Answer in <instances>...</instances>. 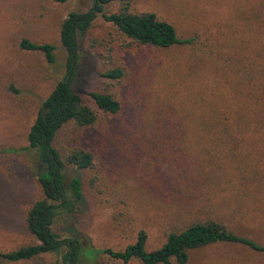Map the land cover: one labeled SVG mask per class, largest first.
Instances as JSON below:
<instances>
[{"label":"rangeland","instance_id":"1","mask_svg":"<svg viewBox=\"0 0 264 264\" xmlns=\"http://www.w3.org/2000/svg\"><path fill=\"white\" fill-rule=\"evenodd\" d=\"M91 4L92 0H0V149L27 145L26 133L40 102L63 75L60 22L69 11L85 12ZM250 4L253 0L248 4L247 0H132L127 5L117 0L104 5L106 12L155 13L179 36H197L205 58L187 46L160 48L133 42L99 15L78 35L75 87L96 119L90 127H66L55 142L56 147L76 143L92 153L93 161L76 171L82 203L69 225H54L59 234L71 225L83 244L122 249L143 230L145 248L151 250L161 245L167 232L213 219L264 243V135L231 133L241 144L221 148L211 142L202 145L187 134L196 117L211 114L209 103L242 99L231 92L239 86L233 83L237 74L216 65L214 57L221 53L222 61L233 55L229 64L240 65L233 53L246 47L240 46V39L247 35L244 16L254 11L248 13ZM22 38L52 44L54 60L47 62L40 51L20 49ZM109 69H119L121 75L103 76ZM90 91L110 94L119 110L109 114L96 109L87 97ZM208 148L226 153L209 157ZM231 149L247 159L238 163L229 154ZM37 170L33 149L0 152V251L32 241L23 217L28 205L41 196ZM55 263L61 264L53 253L14 263L0 260V264ZM80 264L121 262L100 255L81 257ZM183 264H264V253L214 243L191 250Z\"/></svg>","mask_w":264,"mask_h":264},{"label":"trees","instance_id":"2","mask_svg":"<svg viewBox=\"0 0 264 264\" xmlns=\"http://www.w3.org/2000/svg\"><path fill=\"white\" fill-rule=\"evenodd\" d=\"M113 1L117 0H92L85 12L69 11L63 18L59 26V41L65 53L63 75L40 102L26 133L27 145L20 149H0V152H18L28 148L34 150L38 162L35 178L41 191V196L28 205L23 217L25 230L32 241L0 251V260L14 263L53 253L61 264H80L81 257L96 259L100 255L120 261L121 264L131 260H138L140 264H183L191 250L214 243L238 244L253 252L264 253V243L237 233L213 219L192 222L180 230L169 231L161 245L151 250L145 248L147 237L143 230H139L135 240L122 249H111L83 244L71 225L67 226V230H62V234L54 229L57 223L69 225L68 222L73 221L83 199L76 171L90 167L93 161L92 153L82 146L74 143L56 147L55 142L58 134L66 127H90L96 119L94 109L84 101L82 93L75 87L80 60L78 35L83 34L99 15L121 35L138 44L160 48L187 46L192 52H199L203 58L206 57L202 52L204 44L197 36H179L170 22L158 18L150 11L133 13L122 9L106 12L104 5ZM118 1L127 5L132 0ZM249 8L248 13L254 11L249 17L244 16V31L247 35L240 39V46L246 47L238 55L233 53L240 65L233 67L229 64L233 55L222 61H219L221 53L214 57L216 65L237 74V81L229 82L239 84L231 92L241 95L242 99L238 102H211L207 105L211 114H202L194 119L187 134L194 135L195 141L202 145L211 142L213 146L223 145L221 148L226 144L236 148L242 141L231 133L264 135V0H253ZM249 39H252L251 43ZM18 46L23 50L42 52L47 62L54 60V46L50 43H35L22 38ZM120 75L119 69H109L103 73V76L109 78H118ZM87 97L103 113L114 114L119 110L118 101L110 94L90 91ZM199 106L202 108L201 104ZM208 149V152L211 151L209 157L221 152ZM229 154L237 157L238 163L247 159L237 150ZM69 170L73 174H68ZM243 171L247 176V171Z\"/></svg>","mask_w":264,"mask_h":264}]
</instances>
